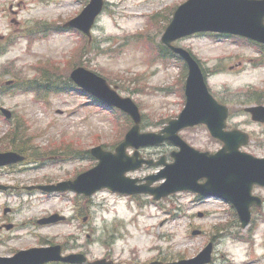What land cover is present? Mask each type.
<instances>
[{"label":"rangeland","instance_id":"obj_1","mask_svg":"<svg viewBox=\"0 0 264 264\" xmlns=\"http://www.w3.org/2000/svg\"><path fill=\"white\" fill-rule=\"evenodd\" d=\"M88 1L0 0V33L4 35V41L0 40V105L15 116L11 122L0 117V149L20 143L33 145L27 151L32 163L0 171V183L18 185L14 192L0 191V255L60 243L66 251L89 252L91 260L107 255L116 264L177 263L195 257L214 239L210 264H264V203L253 208L250 224L242 227L228 204L200 200L190 192L152 202L146 194L134 197L103 190L85 197L24 188L57 182L90 168L96 164L94 158H67L64 153L85 155L98 144L115 146L129 126L124 116L117 117L92 103L79 90L49 89L47 80L66 79L73 65L95 69L118 85L122 95L131 96L144 115L143 131H159L184 107L182 65L177 58L169 63L157 59L154 48L184 0H107L91 41L64 29L51 30L47 37L26 38L24 29L29 26L41 33L45 30L39 27L41 20L64 22ZM234 40L199 33L176 44L191 49L207 68L212 93L231 109L228 128L250 134L251 141L243 149L263 157L264 122L253 120L245 109L264 104V54L247 41ZM48 75L54 76L46 78ZM9 80L38 81L39 92L12 87L6 84ZM38 93L44 97L36 98ZM255 93L258 100L252 99ZM16 126L21 127L18 133ZM181 135L202 151L214 152L223 144L204 124L185 128ZM174 149L178 147L165 142L140 150L145 157L157 160L165 155L172 161ZM160 168L145 165L130 175L144 177ZM253 192L264 197L262 186H255ZM6 207L12 208L8 214ZM54 212L67 219L53 224L37 222ZM199 212L204 215L198 216ZM11 222L14 225L7 228ZM194 230L204 233L193 234Z\"/></svg>","mask_w":264,"mask_h":264},{"label":"water","instance_id":"obj_2","mask_svg":"<svg viewBox=\"0 0 264 264\" xmlns=\"http://www.w3.org/2000/svg\"><path fill=\"white\" fill-rule=\"evenodd\" d=\"M104 0H91L85 9L67 25L90 33V29L102 11ZM202 30H214L240 34L264 43V0H188L180 5L174 18L167 27L162 41L186 59L189 74L186 82V106L178 118L170 120L160 132H141V112L131 97L121 96L99 74L79 66L71 77L87 92L99 97L110 105L117 106L129 113L135 124L127 132L125 140L116 147V152L104 150L101 146L91 152L100 159L97 166L77 176L73 181L39 186L48 191L72 189L90 195L95 191L109 187L126 193L149 192L159 199L172 192L191 189L205 196H221L230 201L238 210L242 225L246 226L251 217V206L260 205L261 198L252 194L255 184L264 185V158L243 152L240 147L249 141L248 134L238 130H226L229 113L225 105L220 104L209 92L203 71L191 55L182 48L171 45L181 36ZM255 120L264 121V106L248 108ZM206 123L216 137L225 142L216 153L202 152L189 145L179 131L187 126ZM169 140L180 147L173 151L174 162L167 163L165 157L154 161L141 157L140 146L157 144ZM135 146L133 155L127 154V147ZM12 153L6 156H12ZM4 157L0 156V160ZM143 163L164 164L157 174L145 177V183L137 184L139 178L126 175L129 170L137 169ZM166 181L159 186L151 184L160 179ZM206 178L204 183L199 179ZM64 218L54 214L40 220L41 223ZM211 244L196 258L171 264H203L210 260ZM61 246L32 248L18 252L14 257H0V264H43L49 260H71L81 262L83 254L60 255ZM160 264L154 262L152 264Z\"/></svg>","mask_w":264,"mask_h":264},{"label":"trees","instance_id":"obj_3","mask_svg":"<svg viewBox=\"0 0 264 264\" xmlns=\"http://www.w3.org/2000/svg\"><path fill=\"white\" fill-rule=\"evenodd\" d=\"M162 50H163V54H162V55L167 56V55L169 54V55L174 56V53H173L171 50H169L168 48H166L165 46H164V47L162 46ZM46 70H47V69H46ZM48 70H51V69H48ZM49 76H51V75L46 76V78L49 77ZM52 76H54V75H52ZM52 76H51V77H52ZM52 79H55V78L52 77ZM52 79L47 80V83H48V84L51 83ZM64 81H65V80H64ZM52 82H54V84H52V87H53V88H55V89H61V88H62V85L59 83L58 80H55V81H52ZM68 84H71V82L68 81V82L64 85V88H65ZM64 88H63V89H64ZM256 96H257V97H255L254 99H257V98L259 99V98H260L257 94H256ZM127 118H128V117H127ZM128 119H129V118H128ZM20 130H21V129L18 128L16 133H18ZM13 146H14V148H20V149H22V150H25V149H27L28 144H21V143H20V144H15V145H13Z\"/></svg>","mask_w":264,"mask_h":264},{"label":"bare ground","instance_id":"obj_4","mask_svg":"<svg viewBox=\"0 0 264 264\" xmlns=\"http://www.w3.org/2000/svg\"><path fill=\"white\" fill-rule=\"evenodd\" d=\"M129 18V16H126V18L125 19H128Z\"/></svg>","mask_w":264,"mask_h":264}]
</instances>
